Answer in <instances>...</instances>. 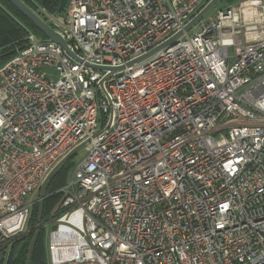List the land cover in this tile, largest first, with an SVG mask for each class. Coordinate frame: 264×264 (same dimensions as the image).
<instances>
[{"label": "built area", "instance_id": "built-area-1", "mask_svg": "<svg viewBox=\"0 0 264 264\" xmlns=\"http://www.w3.org/2000/svg\"><path fill=\"white\" fill-rule=\"evenodd\" d=\"M209 1L37 14L82 63L29 32L0 67L1 255L26 232L28 196L82 145L47 264H264V0L217 9L126 67Z\"/></svg>", "mask_w": 264, "mask_h": 264}, {"label": "trees", "instance_id": "trees-1", "mask_svg": "<svg viewBox=\"0 0 264 264\" xmlns=\"http://www.w3.org/2000/svg\"><path fill=\"white\" fill-rule=\"evenodd\" d=\"M26 6L36 14L41 15L44 10L47 14L58 15L57 9L59 0H21ZM235 0H223L221 3H230ZM237 1V0H236ZM236 1L234 3H236ZM228 5V4H227ZM232 5V4H231ZM31 32L38 37L44 38L38 30L24 18L11 4L6 0H0V67L7 62L17 50L26 46V36ZM74 163L67 161L51 178L46 190V198L43 206V216L56 212L62 195L59 190L66 184V176L69 170H72ZM36 203L33 204L30 217L27 223L25 239L14 242L10 247V252L6 257L5 264H24L28 244L34 233L36 224ZM43 218V217H42ZM45 219V218H44ZM43 220V219H42ZM45 220H43L44 223ZM41 230L37 243L34 248L31 264H47L44 258V232ZM2 263V259L0 264Z\"/></svg>", "mask_w": 264, "mask_h": 264}, {"label": "water", "instance_id": "water-1", "mask_svg": "<svg viewBox=\"0 0 264 264\" xmlns=\"http://www.w3.org/2000/svg\"><path fill=\"white\" fill-rule=\"evenodd\" d=\"M9 4H11L24 18H26L38 32L45 38L47 41L53 43L54 45L58 46L68 57L72 60L82 63L81 60L75 56V54L69 49L67 43L64 39L56 32H54L33 10H31L28 6H26L21 0H6ZM68 0H59V5L57 9V13H62L67 5ZM223 0H210L207 5L177 34L171 37L169 40L164 42L163 44L159 45L158 47L154 48L153 50L149 51L145 55L129 62L126 64V67H130L136 63H140L145 61L149 57L153 56L154 54L158 53L163 49H167L175 44L178 43L180 38L191 31L201 20H203L206 16L210 14L214 9L217 8L221 4ZM86 67L97 70V71H110L111 74L120 72L124 69V66L117 67V68H106V67H99V66H92L88 64H84ZM82 148V145L74 149L70 154H68L63 160H61L47 175V177L42 182L39 190H38V198L35 201L37 204V217H36V224L33 236L28 244L25 263L24 264H31L33 252L35 245L37 243L38 237L40 235L41 230L43 229V206L44 200L46 198V190L49 181L55 175V173L67 162L69 161L78 151Z\"/></svg>", "mask_w": 264, "mask_h": 264}, {"label": "rangeland", "instance_id": "rangeland-1", "mask_svg": "<svg viewBox=\"0 0 264 264\" xmlns=\"http://www.w3.org/2000/svg\"><path fill=\"white\" fill-rule=\"evenodd\" d=\"M236 1V0H235ZM235 1H233V2H230V3H224V4H220L219 6H217V8L216 9H214L212 12H210V14L209 15H213L214 13H215V11L217 10V9H223V8H226V7H228V6H233V5H235L236 3H240V2H243L244 0H237L236 1V3H234ZM232 4V5H231ZM65 12V11H64ZM57 17L60 19V21H64V14H63V12L62 13H59L58 15H57ZM84 156V153H83V151L82 150H79L77 153H76V155L75 156H73L70 160H72L73 161V163L75 164V162L76 161H78V160H80L82 157ZM71 172V170H69L68 171V173H67V176H66V181L69 179V177H70V173ZM38 193L37 192H35V193H33V194H31V195H29L28 196V198H27V201L28 202H35L36 200H37V198H38ZM36 216H37V204H36ZM43 218V220H45L44 221V224H43V231L42 232H44L43 234H44V236H43V244H44V258H45V261L47 260V246H48V240H49V232L51 231V229L54 227V225H55V222H54V213L53 214H49V215H46V216H42ZM45 218V219H44ZM52 223V224H51ZM35 229V228H34ZM26 233V232H25ZM22 239H25V236H24V234H22V235H20V236H18V237H16L12 242H11V244H10V246H8L5 250H4V253L1 255L0 254V261H1V259H2V263L1 264H5V260H6V257L8 256V253L10 252V247H11V245L14 243V242H16V241H18V240H22Z\"/></svg>", "mask_w": 264, "mask_h": 264}, {"label": "bare ground", "instance_id": "bare-ground-1", "mask_svg": "<svg viewBox=\"0 0 264 264\" xmlns=\"http://www.w3.org/2000/svg\"><path fill=\"white\" fill-rule=\"evenodd\" d=\"M44 224V223H43ZM52 224V223H51Z\"/></svg>", "mask_w": 264, "mask_h": 264}]
</instances>
